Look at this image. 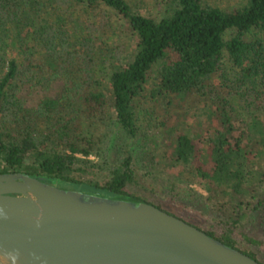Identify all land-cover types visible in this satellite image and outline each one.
Here are the masks:
<instances>
[{
  "label": "trees",
  "instance_id": "obj_1",
  "mask_svg": "<svg viewBox=\"0 0 264 264\" xmlns=\"http://www.w3.org/2000/svg\"><path fill=\"white\" fill-rule=\"evenodd\" d=\"M156 1L158 16L126 0H0V172L19 170L59 186L141 199L237 248L232 216L213 217L216 229H204L153 197L175 201L178 189L189 192L187 183L195 181L207 192L199 195L204 201L226 197L240 206L264 176L255 164L264 154L258 116L264 112V0H242L232 8L206 0ZM72 4L97 16L86 20L85 32L75 30L76 36L68 32ZM112 18L124 20L133 44L125 61L116 55L101 88L94 33L115 29ZM212 73L224 94L212 88ZM54 78L63 79L59 95L23 106L22 85ZM145 84L167 103L196 94L200 113L190 123L179 119L163 129L169 150L148 146L135 162L125 143L117 162H108L103 144L112 127L132 140L145 138L135 123V100ZM241 135L258 147L242 145ZM90 153L99 159L91 161ZM164 168L176 171L167 174V185L153 173Z\"/></svg>",
  "mask_w": 264,
  "mask_h": 264
},
{
  "label": "water",
  "instance_id": "obj_2",
  "mask_svg": "<svg viewBox=\"0 0 264 264\" xmlns=\"http://www.w3.org/2000/svg\"><path fill=\"white\" fill-rule=\"evenodd\" d=\"M0 264H262L141 199L0 172Z\"/></svg>",
  "mask_w": 264,
  "mask_h": 264
},
{
  "label": "rangeland",
  "instance_id": "obj_3",
  "mask_svg": "<svg viewBox=\"0 0 264 264\" xmlns=\"http://www.w3.org/2000/svg\"><path fill=\"white\" fill-rule=\"evenodd\" d=\"M126 1L131 6L136 7L141 13H148L153 16H158L161 13V4L156 0ZM206 2L222 8H232L238 6L242 0H206ZM61 6L64 8L63 5ZM69 6L70 16L72 17L69 22L72 28L68 25V32L76 36L75 30L85 32L84 25L86 20L92 22L96 20L97 16L87 14L86 12L83 13L80 4H72ZM123 23L124 20L122 18L115 20L112 18V24H114L115 29L106 28L104 31H95L94 33L97 35L96 41L93 43V49L96 53L94 72L100 82L99 85L101 88L106 84V76L110 67L115 62L114 58L116 55L123 62L128 58L129 51L132 49V38L126 33L122 26ZM228 35L229 31H226L223 36L226 38ZM251 36H253L252 33L248 32L247 37ZM224 65H226L225 60ZM217 78L218 74L212 73L209 79L211 86L218 93L224 94L226 88L220 85ZM62 87L63 79L54 78L47 82L26 83L21 86L18 94L23 106L34 107L44 96L53 97L59 95ZM197 102V96L194 94L177 103H167L161 95H151L149 92V84H145L141 95L135 100V123L141 132H144L143 135H145V138L142 140L143 142L139 137L132 140L122 131L115 129L114 126L107 133L105 143L103 144V146L106 145V152L103 155L105 160L108 162H117L120 156L119 145L125 143H128L127 146L134 155L135 162L142 156L143 152L149 150L148 146L152 145L158 152L161 150H169L167 136L163 132V129L167 128L171 122H178L179 119L185 120L186 123L194 120L200 113L198 105L196 104ZM258 116L264 122V112L260 111ZM211 119L212 124L216 125V117L211 116ZM161 120L165 123L161 124ZM240 128L242 126H239L237 130ZM241 137L242 145L245 147H251L253 149L258 147L253 139H247L244 135H241ZM77 155L80 154L77 153ZM86 157L91 161H97L99 159L97 153H90ZM158 157L157 154L154 159ZM255 164L257 168L262 169L264 172V154L260 158H255ZM160 167L163 168L162 166ZM174 171V168L168 171L164 168L160 172L157 169L153 173L160 176V181L162 178V185H167L165 182L167 181V174H172L173 176L176 173ZM179 173L181 175V172ZM179 173L176 174V177H179ZM144 183L147 185L146 182ZM254 185L253 195L248 197L246 204L240 206L234 204L232 201H228L226 197L222 199L223 203L221 200L220 203H211V200L204 201L199 195L202 194L205 196L207 192L205 188L195 181L187 183V187L190 188L189 192L184 191V188L180 187L175 201H163L157 196L153 198L161 201L174 212L180 213L187 220L194 222L204 229H216L215 224L212 223L213 217L227 219L229 216H232L236 219L234 223L231 222L235 246L237 249L251 255L252 258H256L257 261L264 264V176L262 175L261 180ZM144 193L148 195V192L145 190ZM258 199L259 201H257Z\"/></svg>",
  "mask_w": 264,
  "mask_h": 264
}]
</instances>
